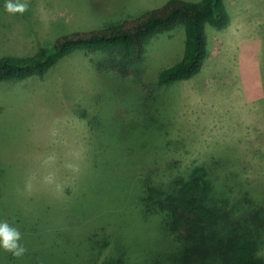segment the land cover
I'll return each mask as SVG.
<instances>
[{"label": "rangeland", "instance_id": "obj_1", "mask_svg": "<svg viewBox=\"0 0 264 264\" xmlns=\"http://www.w3.org/2000/svg\"><path fill=\"white\" fill-rule=\"evenodd\" d=\"M166 1L0 0V57ZM222 1L228 22L206 26L207 55L191 78L157 83L182 57L177 25L126 72L115 52L79 50L41 77L0 82V222L18 228L27 249L19 259L0 249V264L140 262L174 247L160 215L142 213L141 184L194 166L252 229L264 260V0ZM9 2L27 9L9 12Z\"/></svg>", "mask_w": 264, "mask_h": 264}, {"label": "trees", "instance_id": "obj_2", "mask_svg": "<svg viewBox=\"0 0 264 264\" xmlns=\"http://www.w3.org/2000/svg\"><path fill=\"white\" fill-rule=\"evenodd\" d=\"M222 0H167L142 15L106 27L58 36L50 46L26 56L0 57V82L41 77L62 58L79 50L111 51L122 69L139 60L146 44L161 33L183 25L180 60L161 69L160 86L197 74L207 55L206 26L223 27L228 22ZM139 203L142 213L160 215L175 246L136 262L122 254L105 257L100 264H264L257 255L250 227L236 221L232 210L215 190L208 170L194 166L189 173L166 182L142 180Z\"/></svg>", "mask_w": 264, "mask_h": 264}, {"label": "clouds", "instance_id": "obj_3", "mask_svg": "<svg viewBox=\"0 0 264 264\" xmlns=\"http://www.w3.org/2000/svg\"><path fill=\"white\" fill-rule=\"evenodd\" d=\"M6 9L9 12L23 13L27 9V3H7ZM21 241V233L18 228L11 226L8 222H0V249L4 252L11 254L14 258H21L26 253L27 249Z\"/></svg>", "mask_w": 264, "mask_h": 264}]
</instances>
